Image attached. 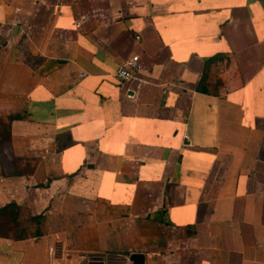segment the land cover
Masks as SVG:
<instances>
[{
  "label": "crops",
  "instance_id": "0c3cea01",
  "mask_svg": "<svg viewBox=\"0 0 264 264\" xmlns=\"http://www.w3.org/2000/svg\"><path fill=\"white\" fill-rule=\"evenodd\" d=\"M11 203L0 264H264V0H0Z\"/></svg>",
  "mask_w": 264,
  "mask_h": 264
},
{
  "label": "trees",
  "instance_id": "16d2710c",
  "mask_svg": "<svg viewBox=\"0 0 264 264\" xmlns=\"http://www.w3.org/2000/svg\"><path fill=\"white\" fill-rule=\"evenodd\" d=\"M203 89V87H200ZM11 120V118H8ZM9 133L2 135V140L8 138ZM22 216L21 208L15 203L6 205L0 209V235L19 237L26 234L25 229L21 227L20 221ZM30 218V217H29ZM28 218V219H29ZM40 217H32L31 220H38Z\"/></svg>",
  "mask_w": 264,
  "mask_h": 264
},
{
  "label": "built area",
  "instance_id": "2783aa9c",
  "mask_svg": "<svg viewBox=\"0 0 264 264\" xmlns=\"http://www.w3.org/2000/svg\"><path fill=\"white\" fill-rule=\"evenodd\" d=\"M139 64H138V56L133 55L129 59H127L123 64H121L115 71V76L122 81L137 79L136 73L139 72ZM132 92L130 90H127L126 97L132 98ZM107 264H122L120 262V258H105ZM102 258V261H104ZM89 262L91 261L88 260ZM104 264V262H102Z\"/></svg>",
  "mask_w": 264,
  "mask_h": 264
},
{
  "label": "water",
  "instance_id": "95a60500",
  "mask_svg": "<svg viewBox=\"0 0 264 264\" xmlns=\"http://www.w3.org/2000/svg\"><path fill=\"white\" fill-rule=\"evenodd\" d=\"M139 257H141L139 254H133L130 256V260L131 261H136ZM102 258H91V261L89 262V264H103L102 263Z\"/></svg>",
  "mask_w": 264,
  "mask_h": 264
}]
</instances>
